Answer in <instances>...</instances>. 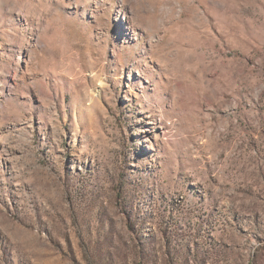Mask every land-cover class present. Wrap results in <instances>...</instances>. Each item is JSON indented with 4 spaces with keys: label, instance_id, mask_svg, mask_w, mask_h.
<instances>
[{
    "label": "rangeland",
    "instance_id": "rangeland-1",
    "mask_svg": "<svg viewBox=\"0 0 264 264\" xmlns=\"http://www.w3.org/2000/svg\"><path fill=\"white\" fill-rule=\"evenodd\" d=\"M0 264H264V0H0Z\"/></svg>",
    "mask_w": 264,
    "mask_h": 264
},
{
    "label": "bare ground",
    "instance_id": "bare-ground-1",
    "mask_svg": "<svg viewBox=\"0 0 264 264\" xmlns=\"http://www.w3.org/2000/svg\"><path fill=\"white\" fill-rule=\"evenodd\" d=\"M122 1H125V0H122Z\"/></svg>",
    "mask_w": 264,
    "mask_h": 264
}]
</instances>
